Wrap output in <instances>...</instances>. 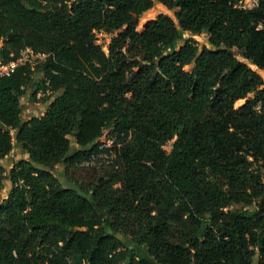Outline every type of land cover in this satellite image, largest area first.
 <instances>
[{
  "label": "trees",
  "instance_id": "obj_1",
  "mask_svg": "<svg viewBox=\"0 0 264 264\" xmlns=\"http://www.w3.org/2000/svg\"><path fill=\"white\" fill-rule=\"evenodd\" d=\"M156 2L174 16L137 30ZM237 2L0 0V59L50 55L0 75V159L25 155L0 165V264H264V0ZM109 124L118 167L75 165Z\"/></svg>",
  "mask_w": 264,
  "mask_h": 264
},
{
  "label": "built area",
  "instance_id": "obj_2",
  "mask_svg": "<svg viewBox=\"0 0 264 264\" xmlns=\"http://www.w3.org/2000/svg\"><path fill=\"white\" fill-rule=\"evenodd\" d=\"M257 4V0H238L236 6L251 8ZM49 53L36 51L26 46L19 50L18 54L6 61L0 59V75H9L21 64H29L31 68L43 62L49 57ZM45 83L48 79L45 78ZM49 92V91H47ZM40 90L37 92V97ZM42 114V113H41ZM13 133V130L10 131ZM130 138L129 132L119 131L113 124L107 125L100 137L94 142V150L75 161V165L81 168H102L106 166L118 167L121 163L120 150Z\"/></svg>",
  "mask_w": 264,
  "mask_h": 264
},
{
  "label": "rangeland",
  "instance_id": "obj_3",
  "mask_svg": "<svg viewBox=\"0 0 264 264\" xmlns=\"http://www.w3.org/2000/svg\"><path fill=\"white\" fill-rule=\"evenodd\" d=\"M159 14H166L169 15L171 17L174 16L173 11L166 8L165 6H163L162 4L156 2L154 4V6L149 9L148 11H146L145 13H143V15L140 17L139 21H138V25H137V30H141L145 24L146 21H148L149 19L155 18L157 15ZM97 42L98 43H102L104 42V39L107 38L104 34L98 33L97 34ZM193 37H195V39L198 41V43H204L206 41V34L205 33H201L199 35H193ZM103 49L106 51L107 50V40L105 41L104 47ZM238 58L242 59V57L240 55H238ZM252 68L256 69L259 74L263 77L264 80V71L260 70L258 68H256L254 65H250ZM186 70L190 69V65H186L184 67ZM48 92H43L40 90V94L39 96L35 99L29 98L28 96H24L21 98V102H22V116L25 118H30L32 116L38 117L41 115V113H43L45 111V107L46 104L49 100H47V94ZM245 102V99H241L235 102V107H239L241 104H243ZM72 145L75 146V143L72 139ZM165 148L167 150H169V146L166 145ZM25 156L24 155V151L20 148L17 147L16 145L14 146V148L11 150V152L5 156L4 158L0 159V165H2L5 169V173L8 174V171L11 167V165L19 158ZM62 165H56L53 169V173L54 175H56V177L64 184V183H68L67 181H69V179H72L70 184H73V179H78L79 181H85L86 179H89V174L86 173V171H77L74 172L73 176L71 171H68L66 175L63 174L62 171ZM11 187V182L8 178L4 179L3 182V186L0 189V201L2 199H4L8 192L9 189Z\"/></svg>",
  "mask_w": 264,
  "mask_h": 264
},
{
  "label": "crops",
  "instance_id": "obj_4",
  "mask_svg": "<svg viewBox=\"0 0 264 264\" xmlns=\"http://www.w3.org/2000/svg\"><path fill=\"white\" fill-rule=\"evenodd\" d=\"M23 157H25V156H23Z\"/></svg>",
  "mask_w": 264,
  "mask_h": 264
}]
</instances>
